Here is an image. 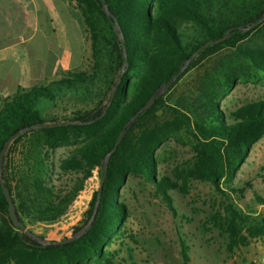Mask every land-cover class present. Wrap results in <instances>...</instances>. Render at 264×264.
I'll return each instance as SVG.
<instances>
[{"label":"trees","instance_id":"1","mask_svg":"<svg viewBox=\"0 0 264 264\" xmlns=\"http://www.w3.org/2000/svg\"><path fill=\"white\" fill-rule=\"evenodd\" d=\"M73 1L72 12L81 17L89 41L87 63L67 69L45 84L27 90L20 88L0 108V151L13 136L4 153L0 173L25 225L55 222L65 214L93 171H97L100 179L104 172L103 158L112 149L126 121L201 44L221 37L229 27L253 23L264 13V0ZM103 1L111 17L106 15ZM185 23L193 24L198 30V35L188 41L182 39L179 31ZM253 32L262 42L243 43ZM223 48H229L230 54L198 75L199 92L188 106L166 103L163 93L128 128L108 157L96 213L80 238L64 244H55L54 240L42 244L32 239L10 220L0 185V264H120L116 260L117 251L110 249L128 216L126 205L118 200L119 188L130 174L154 180L157 147L180 131L192 136L195 156L190 174L226 195L228 191L222 185V178L233 173L251 144L264 134V98L246 101L232 109L222 98L240 82L241 76H246L247 70L264 75V21L251 29H235L226 40L200 50L167 90L190 69ZM123 49L127 61L124 70ZM115 83L112 100L100 116ZM65 97L80 105L62 118L50 114ZM44 99L51 104L43 108L45 115L41 108ZM158 111L168 119L159 120ZM64 121L74 122L21 132L33 124ZM60 146H67L69 150L54 162L50 152ZM63 176L66 184L61 181ZM168 185L178 186L165 177L156 182L168 209L175 215L172 198L166 191ZM228 190L242 191L233 187ZM96 197L97 189L82 223L73 233L90 219ZM255 197L264 203V198L257 193ZM225 210L232 244L244 242L240 231L247 224L248 216L232 203ZM246 230L253 236L264 235V219ZM180 248L181 264H190L189 247L183 240Z\"/></svg>","mask_w":264,"mask_h":264},{"label":"rangeland","instance_id":"2","mask_svg":"<svg viewBox=\"0 0 264 264\" xmlns=\"http://www.w3.org/2000/svg\"><path fill=\"white\" fill-rule=\"evenodd\" d=\"M69 5L74 8L75 2L69 0ZM82 27L84 30L83 24ZM179 31L184 41L198 35V30L190 23L182 24ZM252 40L262 42L255 32L242 42ZM230 52L229 48H223L190 69L172 88L164 92L166 103L183 108L188 106L199 92L198 75ZM86 63L87 60L81 66ZM259 98H264V75H255L253 70H247L246 76H241L240 82L225 92L222 99L232 109ZM79 105L65 97L50 110V114L62 118L70 115ZM50 106L44 99L41 107L44 115L46 113L43 108ZM157 117L159 120L168 119L161 111L157 112ZM192 142V136L185 131L168 137L154 154L155 179L130 174L119 188L118 200L126 205L128 216L110 249L117 251L116 260L120 264H181V240L189 247L190 264H240L258 259L264 253V235L253 236L246 230L249 225L264 219V203L255 197L257 193L264 198V134L251 144L248 154L233 173H227L222 178V185L228 191L226 195L217 193L209 182L195 179L190 174L195 156ZM68 150L67 146L57 147L50 152L51 160L57 162ZM160 177L168 178L178 185L166 186L175 215L168 209L162 193L156 188ZM61 181L66 184L64 176ZM98 183L99 176L95 170L83 182L82 189L59 219L53 223H27L26 227L46 241L70 236L75 227L82 223ZM58 184L55 182L56 186ZM230 187L241 188L242 191H230ZM228 203L248 216L247 224L240 231L245 237L244 242H231L226 224L228 215L225 209Z\"/></svg>","mask_w":264,"mask_h":264},{"label":"crops","instance_id":"3","mask_svg":"<svg viewBox=\"0 0 264 264\" xmlns=\"http://www.w3.org/2000/svg\"><path fill=\"white\" fill-rule=\"evenodd\" d=\"M89 55L69 0H0V108L20 88L56 79Z\"/></svg>","mask_w":264,"mask_h":264},{"label":"water","instance_id":"4","mask_svg":"<svg viewBox=\"0 0 264 264\" xmlns=\"http://www.w3.org/2000/svg\"><path fill=\"white\" fill-rule=\"evenodd\" d=\"M103 8H104V11H105L106 15L111 17L112 14H111L110 10L108 9L107 4L104 1H103ZM262 21H264V13L261 15V17L259 19H257L253 23H250V24H247V25H237V26L229 27V28H227L225 30L224 34L221 37H218L216 39H209V40L205 41L188 58H186L184 60L183 64L178 69V71L167 82L163 83L155 91L152 92V94L149 96L148 100L139 109H137L134 112V114L131 115L129 117V119L126 121L124 126L121 128L120 133L117 136L112 149L109 152H107L105 154L104 158H103L102 166H103V171L104 172H103L102 176L99 179V183H98V187H97V197H96V200H95V203H94V207H93L90 219L87 221V223L78 232L73 233L70 236H68L66 238H63V239L54 240L53 243H55V244L68 243V242H70L72 240L80 238L84 233L87 232V230L89 229V227L91 225L92 219L94 218V215L96 213V210H97V207H98V204H99V198H100V194H101V189H102V185H103V182H104V179H105V170H106V167H107L108 157H109L110 153L113 152L116 149L119 141L122 139L123 135L126 133L128 128L134 123L135 119L143 111L149 109L151 107V105L154 103L155 99L157 97L161 96L171 86V84L177 79V77L186 69V67L188 66L189 62L196 57L198 52L200 50H202L203 48L209 46V45L216 44V43H219L221 41L226 40L230 36L231 32L233 30H235V29H239V30L251 29V28L259 25ZM115 28L119 29V27L117 25L115 26ZM119 36L122 37V33L120 31H119ZM123 54H124V57H125V61H124L123 66H122V70H124V67H125V65L127 63L125 49H123ZM116 86H117V83H115V85L113 86V88L111 90V93H110V96H109V98L107 100L105 109H104L103 113L100 116H102L105 113V111L107 110V108H108V106H109V104H110V102L112 100V97L114 95V91L116 89ZM96 119L97 118H95L94 120H96ZM68 122H74V121H64V122H57V123H46V124H40V125H36V124L34 125L33 124V125H30V126L24 127L23 129H21V132L29 130V129H32V128H41V127H48V126H54V125L67 124ZM12 138H13V136L9 137L6 140V142L3 145V148L0 151V166H1L2 162H3L4 153H5V151H6V149H7V147H8V145H9V143H10ZM0 185H1V189H2L3 195H4V197H5V199H6L7 203H8V207H7L8 215H9V218L12 221L13 225L17 226L20 229V231L27 233L32 239H34V240H36V241H38V242H40L42 244L49 243V241L44 240L43 238H41L40 236H38L37 234L32 232L30 229H28L26 227V225L19 219V216H18L17 211L15 209L12 197H11L10 192H9V189L4 184V182L2 180V177H1V173H0Z\"/></svg>","mask_w":264,"mask_h":264},{"label":"built area","instance_id":"5","mask_svg":"<svg viewBox=\"0 0 264 264\" xmlns=\"http://www.w3.org/2000/svg\"><path fill=\"white\" fill-rule=\"evenodd\" d=\"M83 264H95V263H83ZM240 264H264V253L258 259L241 262Z\"/></svg>","mask_w":264,"mask_h":264}]
</instances>
